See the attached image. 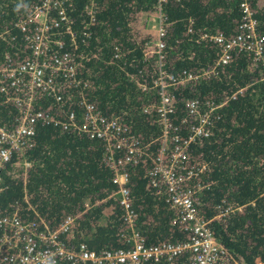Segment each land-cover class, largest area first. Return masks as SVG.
<instances>
[{
  "label": "trees",
  "instance_id": "obj_1",
  "mask_svg": "<svg viewBox=\"0 0 264 264\" xmlns=\"http://www.w3.org/2000/svg\"><path fill=\"white\" fill-rule=\"evenodd\" d=\"M30 1L0 0V32L6 30L5 36H0V62L5 52L25 48L14 22L25 13ZM86 1L65 0L75 32L74 51L83 54L78 74L86 85L81 95L101 113L117 115L140 139L147 140L157 134L158 127L149 115L152 112L142 111V106L156 95L152 90L140 89L137 81L150 79L155 57H143L144 43L151 33L139 25L138 15L150 13L155 0H93L89 21L83 9ZM238 3L239 0L164 1L166 69L196 72L212 66L220 48L200 35L203 31L233 34L240 15ZM249 3L257 19V31L264 35V0ZM188 23L191 28L186 32ZM61 37L65 47L72 49L68 34L64 32ZM262 71L261 65L250 66V53L232 50L228 61L215 66L214 73L175 91L177 122L183 114L180 97L221 102L211 113L210 134L201 143L190 145V156L206 161L207 166L188 183L202 184L197 209L208 219L213 236L239 264L264 263ZM3 95L0 91V125L10 126L16 107L4 101ZM77 96L76 92V100ZM76 100L69 106L79 114L82 109ZM37 107L44 108L46 104L39 101ZM30 141L28 148L13 154L2 167L0 212L15 211L23 219L37 217L51 227L71 215L73 221L61 235L69 246L84 243L99 250L129 245L121 235L128 232V226L122 220L117 197L111 194L112 170L103 158L102 142L85 132L61 130L53 124L38 125ZM150 148L153 150L154 145ZM147 163L126 166V186L136 213L134 230L145 244L180 240L187 230L170 221L172 212L163 197L152 194L146 186ZM225 205L231 209L218 215Z\"/></svg>",
  "mask_w": 264,
  "mask_h": 264
},
{
  "label": "built area",
  "instance_id": "obj_2",
  "mask_svg": "<svg viewBox=\"0 0 264 264\" xmlns=\"http://www.w3.org/2000/svg\"><path fill=\"white\" fill-rule=\"evenodd\" d=\"M164 1L154 2L156 16L152 19L156 25L151 26L155 33L150 34L143 47L144 58L149 54L155 57L150 79L137 81L140 89L152 90L156 95L142 106V111L152 112L149 115L158 127L157 134L147 140L140 139L117 115L101 113L81 95L86 85L78 74L83 54L74 51L75 32L70 25L65 0H32L25 13L18 15L14 25L22 34L25 48L19 52H5L0 62L3 100L16 107L12 124L0 125V180L4 163L30 146L38 125L53 124L61 130L85 132L98 138L103 144V158L112 170L114 189L111 194L117 197L122 220L128 226V232L121 235L130 244L99 250L84 243L69 246L61 235L73 221L71 215L51 227L37 217L23 219L15 211L0 212V264H239L213 236L208 219L197 209L202 184L188 183L207 166L206 161L190 156V145L201 143L210 134L211 113L221 102L180 97L183 114L177 122L174 118L175 91L214 73L215 66L228 61L232 50L250 53V66L261 65L260 79L264 80V35L257 31V19L250 0H239L240 15L233 34L224 36L220 32L208 34L203 31L200 35L220 48L213 65L196 72L185 68L169 71L163 60L165 44L162 37L167 23L162 11ZM92 8L93 0H87L83 5L88 21ZM189 24L186 32L190 31ZM86 25L84 23L83 27ZM64 32L68 34L72 49L65 47L61 37ZM5 33L6 30L1 31L0 36ZM76 92L77 100L74 98ZM75 100L82 109L79 114L69 106ZM39 101L46 107H37ZM151 145H154L153 150ZM146 161V186L152 194L163 197L172 212L170 221L187 230V235L180 240L145 244L134 230L136 213L126 186V166L145 165ZM23 164L27 162L23 161ZM230 209V205H225L218 215Z\"/></svg>",
  "mask_w": 264,
  "mask_h": 264
},
{
  "label": "rangeland",
  "instance_id": "obj_3",
  "mask_svg": "<svg viewBox=\"0 0 264 264\" xmlns=\"http://www.w3.org/2000/svg\"><path fill=\"white\" fill-rule=\"evenodd\" d=\"M143 14V15H142ZM156 16V11L153 9L150 13H140V15H138V23L141 27H143V29L147 30L148 33H151L149 31H152V34L155 33V29L153 26L156 25V22H153L152 18H155ZM153 25V26H151Z\"/></svg>",
  "mask_w": 264,
  "mask_h": 264
},
{
  "label": "crops",
  "instance_id": "obj_4",
  "mask_svg": "<svg viewBox=\"0 0 264 264\" xmlns=\"http://www.w3.org/2000/svg\"><path fill=\"white\" fill-rule=\"evenodd\" d=\"M149 32H151V33H152V32H153V30H152V31H149Z\"/></svg>",
  "mask_w": 264,
  "mask_h": 264
}]
</instances>
